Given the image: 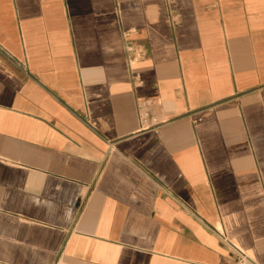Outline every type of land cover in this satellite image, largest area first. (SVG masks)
<instances>
[{
  "label": "crops",
  "instance_id": "1",
  "mask_svg": "<svg viewBox=\"0 0 264 264\" xmlns=\"http://www.w3.org/2000/svg\"><path fill=\"white\" fill-rule=\"evenodd\" d=\"M264 264V0H0V264Z\"/></svg>",
  "mask_w": 264,
  "mask_h": 264
},
{
  "label": "built area",
  "instance_id": "2",
  "mask_svg": "<svg viewBox=\"0 0 264 264\" xmlns=\"http://www.w3.org/2000/svg\"><path fill=\"white\" fill-rule=\"evenodd\" d=\"M238 264H248L250 262L249 257L242 251L238 255Z\"/></svg>",
  "mask_w": 264,
  "mask_h": 264
}]
</instances>
